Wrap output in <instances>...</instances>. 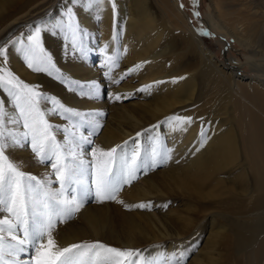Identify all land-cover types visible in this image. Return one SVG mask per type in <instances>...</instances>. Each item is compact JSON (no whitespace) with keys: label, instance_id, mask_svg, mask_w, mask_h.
Returning <instances> with one entry per match:
<instances>
[{"label":"bare ground","instance_id":"obj_1","mask_svg":"<svg viewBox=\"0 0 264 264\" xmlns=\"http://www.w3.org/2000/svg\"><path fill=\"white\" fill-rule=\"evenodd\" d=\"M16 1L13 6L0 2V46L6 47L11 43H7L10 37L18 30L35 23L38 18L63 4L86 15L96 11L94 14L101 17L98 21L106 31L102 44L107 45L113 57L117 56V49L121 51L120 60H116L120 68L114 66L110 72L119 83L109 82L110 86L120 93H133L136 88L148 84V92L152 96L148 104L129 106V109L110 120L115 119L119 123L131 121L135 127L134 133L160 121L172 109L175 111L185 107L181 110L183 115L177 111L175 116L179 113L180 117H192L193 123L185 126L186 130L175 131L174 146L176 144L177 152H174V164L160 172V177L164 179L165 174L175 175L174 192L165 195L174 196V224L177 225L174 233L175 254L183 253L187 248L192 256L189 264H201L203 259L199 257L202 256L211 261L212 257L203 248L194 254V244L198 245L196 241L205 231L215 237L217 230L224 229L223 246L229 250L226 251L229 258H234L237 264H264V64L260 65V62L264 63V0H207L211 26L224 38L236 40L242 51L248 49L254 56L251 69L256 75L251 78H243L239 67L231 62L227 63L228 67L221 62L196 31L180 0H114L120 16L118 32H121L123 20L128 23L123 24L126 28L124 37L112 32L116 11H113L109 0L94 4L91 8L80 7L79 4L73 6L67 0ZM156 7L173 19L174 36L161 30ZM61 11L62 8L57 12ZM32 18L35 20L31 21ZM92 18L91 15V23L96 24ZM22 33L24 31L20 35ZM20 35L17 36L18 40L22 39ZM42 39L48 52L53 54L50 36L44 35ZM17 48L18 44L9 46L6 66L20 80L37 86L41 92L53 91L59 98L63 97L78 108L102 107L80 100L72 93L67 94L55 82L51 84L43 75L33 73L16 51ZM97 67L105 69V73L109 72L108 63L102 56ZM70 71L81 80L95 78L93 73H96L91 70L83 74ZM0 100H8L2 90ZM7 107L12 111L10 104ZM141 112L145 113V117H138ZM106 126L102 136L106 143L125 140L123 134L110 133V123ZM202 128L206 142L201 146ZM182 141L184 143L181 144ZM14 151L10 153L12 150H9L8 154L20 167L27 157L30 158L27 164L37 165L29 151ZM22 152L30 156L27 154L20 158L18 155ZM48 169L40 165L33 169L26 168L27 173L39 177L49 174ZM158 180V173L145 180L148 192L138 189L137 194L132 192V199L162 198L164 192L153 191L159 187ZM222 191H228L226 198L222 199ZM183 203L184 210L181 209ZM235 203H238V207H235ZM233 206L237 211L230 218L224 207ZM80 215L85 220L83 225L70 223L55 231L61 246L93 237L121 240L119 233L127 227L130 233L127 240H121L123 244L132 243L135 239H139V242L149 241L146 239L147 231L153 226L148 221L144 222L145 218L137 213L111 211L108 206L84 207ZM114 219L117 221L114 222ZM137 222H142L143 227ZM159 239L153 238V241ZM221 261L222 254L218 253L211 264H221Z\"/></svg>","mask_w":264,"mask_h":264},{"label":"snow or ice","instance_id":"obj_2","mask_svg":"<svg viewBox=\"0 0 264 264\" xmlns=\"http://www.w3.org/2000/svg\"><path fill=\"white\" fill-rule=\"evenodd\" d=\"M104 0H67L73 6L83 4L91 8ZM115 12L114 0H109ZM197 15H199L197 13ZM63 33L73 53L87 55L84 41L86 29L77 18L74 7L65 6L63 18L55 23L35 26L22 39L11 41L29 69L45 72L65 83L70 90L75 85L79 95L98 99L101 85L82 84L61 74L52 55L45 49L42 33ZM104 51H107L105 46ZM9 50L0 46V90L8 100H0V264H160L147 260L135 249H120L102 242H80L60 246L54 232L60 223L75 217L85 203L94 199L104 203L118 199L125 185L138 179L141 171L147 173L171 159V151L164 148L160 138L154 137L147 150L139 143L129 152L124 145L109 149L92 145V135L102 127L97 117L102 112H81L65 106L56 97L45 94L37 86L20 80L8 68ZM116 57L107 56L110 83H119L110 75L116 66ZM144 90V89H142ZM126 98V97H125ZM114 100H121L114 95ZM10 104L12 111L8 110ZM59 116L67 127L54 125L49 116ZM173 130H186L192 117L173 116L168 121ZM91 127L85 135L82 129ZM158 127V126H157ZM63 134V141L57 133ZM141 133H137L139 137ZM206 142L203 128L201 146ZM30 147L33 158L40 165L51 168V174L38 177L27 173L14 162L9 150ZM90 155L91 159H87ZM58 188H53V184ZM128 207V206H126ZM134 207L151 210V204ZM164 264H185L184 253L166 259Z\"/></svg>","mask_w":264,"mask_h":264},{"label":"rangeland","instance_id":"obj_3","mask_svg":"<svg viewBox=\"0 0 264 264\" xmlns=\"http://www.w3.org/2000/svg\"><path fill=\"white\" fill-rule=\"evenodd\" d=\"M0 2L6 3L10 6L11 5L13 6L16 4L17 1L16 0H0ZM180 2H181V6L184 8V10L189 14V17L191 19L192 24L194 25L196 31L200 34V36L204 40L205 44H207L211 47V49L218 55L221 62H224L226 67H228L227 63H229V62H231L233 66L235 65V66L239 67L238 71L240 72V75L243 76V78H251L254 75H256L253 73V71L251 69V64L254 63L255 61L253 59L254 56L251 54L250 50L246 49L245 51H242L240 45L238 44V42H236V40L224 38V36L221 35L217 30H215L211 26V24L209 23V3L207 0H180ZM153 4L154 3L152 2V5ZM79 6L81 7L84 5L79 4ZM68 7H71V6L68 5ZM61 8H62V11L57 12L58 10H61ZM64 8H65L64 4L60 5L53 12L48 13L47 15L46 14L43 15L40 19L38 18V20L35 23H33L29 26L23 27L22 29L18 30V32L14 36L10 37V39L7 43L11 42V40L13 38H15L13 41L18 40L17 36H19L22 31H24V33H22V35H20V36H22V38H23L27 34H29L30 31L35 26L51 24V23H55V22L61 20L63 18ZM158 9H159L158 7L155 8L157 21H158V23H160L162 25L161 30H163V31L166 30L165 34L172 33V35L174 36V28H173V24L171 22V20H173V19L168 18L161 10H158ZM74 11L77 12L76 9H74ZM115 11H116L114 13L115 21L113 20L114 24L112 22L113 26L111 25V29L113 28L112 32H115L116 35H119V37H122V36L124 37L125 33H126V31L124 29H126V28L123 24H126L127 22L125 20L122 21V23H121L122 25L120 27L121 32H118V25H119L118 19L120 16L118 15L117 8L115 9ZM95 12L96 11H93L90 15H86L85 13L84 14L83 13H77L78 20L80 21L81 25L86 29V31L88 33V36L86 37V39L84 41L85 47L87 49V55L84 57H81L79 54H75L72 52L69 40L65 38V35L63 33H58V34H53L51 32L42 33V37L44 35H49L51 40L53 41V46H54L53 54H51V53H49V54L52 55L53 61L56 64V67L60 69V72H61V74H63L64 77H66L70 80L78 81L82 84H88V83L96 82V83H99L101 85V95L98 99H90L88 97L80 96L79 95L80 89L77 88L75 85L72 86V88L75 90H70L69 87L65 83H63L61 80L56 79L54 76H49L45 72H34L32 70L31 71L33 73H35L36 75H39V74L43 75L44 77H46L48 79L47 81L51 84H52V82H55V84L59 85L67 94L72 93L74 97H76L80 100H84L85 102H88L91 105L102 106L101 108L99 107V108H94V109H89L88 107L78 108V107L70 104L69 101H65L63 97L59 98L57 93L55 95V92H53V91H52V93L51 92H43L45 94L56 97L65 106L71 107L75 110H78L81 112H102L104 114L103 116L97 117V119L101 123L102 127H100L95 132V134L92 135L91 138L93 140V144L86 146V151H90V149L94 146H99V147H102L104 149H109V148L114 147L116 145H124L125 141H128L126 148L129 152H131V150L135 147L136 143H139L141 145L142 150H147V149H149L153 138L157 137V136L162 141L164 148L171 151V159H169L166 163L159 165L154 170H149L147 173L141 171L140 173H138V179L134 180L131 183V185H125L124 186L123 190L120 192V194L118 196V199L124 202L123 204L117 203L115 201H106L104 203H98V202H95L94 199H90L84 205V207L96 206L99 208L103 207V206L104 207L108 206L111 211H115V210L119 211L120 210L122 212L131 213L133 215L134 214L136 215V213H137V215L143 216L145 218L144 222L148 221V223L153 224L152 228L149 231H147L148 238H146V239H149V241L148 240H145V241L142 240L139 242V239H137V240L135 239L134 242L128 243V244L124 243V244H126V245H124L121 242V240L122 241L127 240L128 233H130V229H128V227L125 230L121 231V233H119L121 240H118L119 239L118 238V239H116V241L115 240L109 241L108 239L105 240L102 237H93L87 241H80V242H96V241H99V242H102V243H104L108 246H111V247H116V248H120V249H135V250L140 251L145 259L151 260V261H157V262H160V264H164L166 259L171 258L172 256L176 255L175 254L176 248L174 247L176 245L175 244L176 239L174 238V233L177 230V225L174 224V196L165 197V195H170L171 194L170 192H174V188H175L174 176L175 175L174 174H165L166 179H164V178L160 177V175H161L160 172L167 170L166 168L170 167L171 164H174V152H177L176 144L174 146V137H176V134H175L176 130H173L172 125L168 122L169 118L175 116V113L177 111H179L181 114V110L185 109V107L178 108V110L175 109V111H174V109H172L171 111H169V113H167L165 116H163V118H161L160 121H158L152 125H149L147 127L137 129V131L134 133H132V132L135 129V127L131 121L129 122L128 120L127 121L124 120V121L119 123L115 119L110 120L111 118H115L116 116H118L122 112L129 109V106H134L135 104L139 105L141 103H147L148 104L149 98L150 97L152 98V96L148 92L149 91L148 84L136 88L133 93H120L119 91H116V88L114 89V87L110 86L108 78L105 76V69H102V67L96 68L97 64L100 63L101 56L104 57L105 60L107 61V56H113V55L111 54V52L108 51V48H107L106 52L104 51L105 46H107V45L102 44V38L104 37V35H106V31H104L105 28H103L102 24L100 23L101 21H98V20H101V17L97 14H94ZM57 13H58V15H57ZM197 13L199 15H197ZM91 15L93 17L92 19L96 22V24L91 23V21H90ZM33 20H35V19L32 18L31 21H33ZM84 20H86V22H83ZM167 29H169V31ZM11 44L12 43L7 45L5 48L8 49ZM100 45H102V46H100ZM2 47H4V45ZM18 47H19V44H18ZM116 47L114 49H116ZM45 49L47 50L46 47H45ZM117 51H118V53H117L116 58L118 57L117 58V61H118L121 58V51L119 49H117ZM22 59H23V56H22ZM163 60H167V59L163 58ZM137 61L138 60H136V62ZM263 64L264 63L260 62V65H263ZM116 67L120 68L119 62H117L115 68ZM139 68H141V65ZM69 69L72 70V72L78 71L82 74L86 73L87 71H90V70L95 71L96 73H93V75H95V78H93L92 75L86 74L92 78L87 79V80H81L79 78L74 77L71 74V71ZM169 78H172V77L170 76ZM142 89H144V90H142ZM65 95L66 94H64V96ZM114 95H120L122 97V99L119 101L114 100L113 99ZM178 115H179V113H178ZM181 115H183V114H181ZM138 117H140V118L145 117V113H143V112L139 113ZM48 118H49L50 122L53 123L54 125H59L61 127H67L68 126L67 122L65 120L61 119L59 116L50 115ZM109 123H110V128H109L110 133H112V134H119V133L123 134L125 140H122L119 143L117 142V143H113V144H108L105 142V140L102 136H103L105 129L107 128L106 125H108ZM82 131L84 132L85 135H88L89 133L92 132V128L86 127L84 129H82ZM137 133H141V135L139 137H137ZM57 139L63 141V134L58 132L57 133ZM182 143H184V141H182L181 144ZM187 144L191 145V142L188 143V141H187ZM25 148H23L21 150L22 151L27 150L33 156V154L31 153L30 147L26 146ZM15 150H17V149H15ZM13 152H15V151L12 150V152H10V153H13ZM178 153H181V152H178ZM27 154H28V156H30L29 153H27ZM27 154L22 152L18 156L20 158H23ZM29 159L27 157V160H24L25 166L22 163L23 166L21 167V169L24 168L25 170L24 169H22V170L25 172H27L26 168L31 167L33 169L34 166L40 165L36 161L35 162L37 163V165L31 164V163L27 164ZM87 159L90 160L91 156L88 155ZM40 166L45 167L47 169L49 168L48 173L51 174V168L50 167H47L45 165H40ZM155 173L159 174V180H158L159 187L154 189L153 191L154 192H164L162 198H159L158 196H156V197H151V198L132 199L133 198L132 192L135 195V194H137L138 189H140L141 192L147 191V188H146L147 185H146L145 180H147L151 176L155 175ZM30 174H32V173H30ZM44 175H46V174H44ZM44 175H40V176H44ZM38 177H39V175H38ZM169 185H171L170 188H168ZM53 188H58V184L54 183ZM127 193L131 194V197ZM226 193H228V191H222L221 192L222 199L226 198V195H225ZM140 203H145V204L150 203L151 204V210H148V209L142 210V209L134 207L135 205L140 204ZM183 205H184V203H183ZM126 206H128V207H126ZM236 206L238 207V203H235V207ZM235 207L234 206L229 207V208L224 207V211L229 214L230 218L233 217L234 213L237 211V209ZM83 208L71 220L67 221L66 223L58 224L55 231H57L59 228L63 227L64 225L70 224V223H78V224L83 225L85 220L81 219V215H80ZM181 209L184 210L185 205L183 207H181ZM227 209H229L230 211ZM216 212H218V210H216ZM154 215H155V217L152 218ZM113 221L115 222L117 220L114 219ZM138 223L141 224V226L143 227L142 222H137L136 224H138ZM216 232H217V234L215 237H212L208 231H205L200 237H198V241H196V242H198V245L194 244V254H196L201 248H203L204 251H207L210 254V256L212 257L211 261H209L208 259H204L203 256L199 257L200 259H203L201 264H211L212 261L215 258H217L218 253L222 254L221 264H237L235 262L236 260L234 258H232V259L229 258V256L227 255L229 253L226 252L229 250H226L223 246L225 230L220 229V230H217ZM54 237L57 240L58 244L60 245L59 240L57 239V235L55 234V232H54ZM158 237H160V239L158 241H153V238H158ZM216 237H217V239H216ZM80 242H75V243H80ZM114 243H115V245H114ZM153 248H157V249L153 250L154 251L153 252V251H151ZM156 250H158V251H156ZM183 253H185L184 254L185 255V264L191 263L192 256H191V254H189V251H187V248L186 249L184 248Z\"/></svg>","mask_w":264,"mask_h":264}]
</instances>
